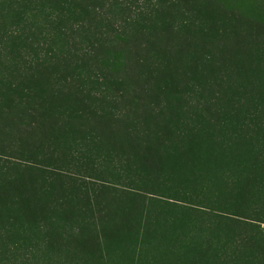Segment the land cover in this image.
<instances>
[{
    "label": "trees",
    "instance_id": "16d2710c",
    "mask_svg": "<svg viewBox=\"0 0 264 264\" xmlns=\"http://www.w3.org/2000/svg\"><path fill=\"white\" fill-rule=\"evenodd\" d=\"M97 13L0 0V264H264V0Z\"/></svg>",
    "mask_w": 264,
    "mask_h": 264
},
{
    "label": "rangeland",
    "instance_id": "374dc122",
    "mask_svg": "<svg viewBox=\"0 0 264 264\" xmlns=\"http://www.w3.org/2000/svg\"><path fill=\"white\" fill-rule=\"evenodd\" d=\"M158 1L159 0H88L92 8L98 12L97 15H99V18L105 17L106 19L110 20L109 23H104L105 26L102 27L104 30H115L116 28L118 29L119 26L124 23V19L129 20L131 17H136V15L140 13L145 14L147 12H150L155 3ZM120 4L126 8H118L117 5ZM80 21L81 19L72 20L70 22H66L65 25L70 27L71 24L79 23ZM71 31L72 30H69V32ZM88 87L99 90L98 84H89ZM85 175L90 174L85 173ZM92 176L93 179L94 177H98L97 173ZM96 183L98 184V182Z\"/></svg>",
    "mask_w": 264,
    "mask_h": 264
}]
</instances>
